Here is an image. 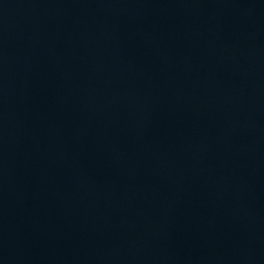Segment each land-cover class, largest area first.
Instances as JSON below:
<instances>
[{
	"label": "water",
	"instance_id": "1",
	"mask_svg": "<svg viewBox=\"0 0 264 264\" xmlns=\"http://www.w3.org/2000/svg\"><path fill=\"white\" fill-rule=\"evenodd\" d=\"M0 264H264V0H0Z\"/></svg>",
	"mask_w": 264,
	"mask_h": 264
}]
</instances>
